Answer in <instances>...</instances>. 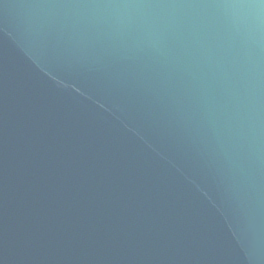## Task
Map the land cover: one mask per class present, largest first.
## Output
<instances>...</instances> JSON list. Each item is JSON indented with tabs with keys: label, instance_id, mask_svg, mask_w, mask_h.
<instances>
[{
	"label": "water",
	"instance_id": "1",
	"mask_svg": "<svg viewBox=\"0 0 264 264\" xmlns=\"http://www.w3.org/2000/svg\"><path fill=\"white\" fill-rule=\"evenodd\" d=\"M0 264H264V0H0Z\"/></svg>",
	"mask_w": 264,
	"mask_h": 264
}]
</instances>
